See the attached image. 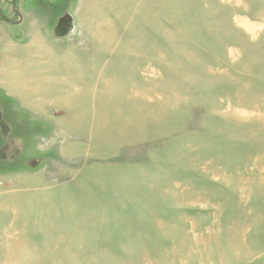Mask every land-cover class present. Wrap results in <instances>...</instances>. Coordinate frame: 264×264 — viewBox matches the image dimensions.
<instances>
[{
    "label": "rangeland",
    "instance_id": "rangeland-1",
    "mask_svg": "<svg viewBox=\"0 0 264 264\" xmlns=\"http://www.w3.org/2000/svg\"><path fill=\"white\" fill-rule=\"evenodd\" d=\"M0 114V264H264V0H0Z\"/></svg>",
    "mask_w": 264,
    "mask_h": 264
},
{
    "label": "water",
    "instance_id": "water-1",
    "mask_svg": "<svg viewBox=\"0 0 264 264\" xmlns=\"http://www.w3.org/2000/svg\"><path fill=\"white\" fill-rule=\"evenodd\" d=\"M71 30H72V18L69 14H64L58 18L56 25L53 29V32L56 37H60V36H65ZM0 127H1L2 135L7 136L8 126L2 120L1 114H0ZM6 143H7V149H9L12 152V157L19 154L20 146H21L20 141L7 138Z\"/></svg>",
    "mask_w": 264,
    "mask_h": 264
},
{
    "label": "flooded vegetation",
    "instance_id": "flooded-vegetation-1",
    "mask_svg": "<svg viewBox=\"0 0 264 264\" xmlns=\"http://www.w3.org/2000/svg\"><path fill=\"white\" fill-rule=\"evenodd\" d=\"M7 125V124H6ZM8 126V125H7ZM8 132H9V127H8ZM7 139V138H6ZM6 139H5V146H4V148H3V151H7L8 152V154L10 155V158L11 159H14L16 156H13L12 157V152L9 150V149H7V143H6ZM21 153V152H20ZM20 155V154H19Z\"/></svg>",
    "mask_w": 264,
    "mask_h": 264
},
{
    "label": "crops",
    "instance_id": "crops-1",
    "mask_svg": "<svg viewBox=\"0 0 264 264\" xmlns=\"http://www.w3.org/2000/svg\"><path fill=\"white\" fill-rule=\"evenodd\" d=\"M72 28H73V24H72Z\"/></svg>",
    "mask_w": 264,
    "mask_h": 264
},
{
    "label": "bare ground",
    "instance_id": "bare-ground-1",
    "mask_svg": "<svg viewBox=\"0 0 264 264\" xmlns=\"http://www.w3.org/2000/svg\"><path fill=\"white\" fill-rule=\"evenodd\" d=\"M72 18V17H71ZM60 37H62V36H60Z\"/></svg>",
    "mask_w": 264,
    "mask_h": 264
}]
</instances>
